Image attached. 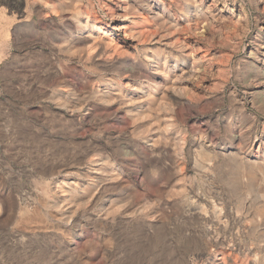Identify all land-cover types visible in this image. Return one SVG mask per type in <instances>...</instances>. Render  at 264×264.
Listing matches in <instances>:
<instances>
[{
  "label": "rangeland",
  "instance_id": "obj_1",
  "mask_svg": "<svg viewBox=\"0 0 264 264\" xmlns=\"http://www.w3.org/2000/svg\"><path fill=\"white\" fill-rule=\"evenodd\" d=\"M0 264H264V0H0Z\"/></svg>",
  "mask_w": 264,
  "mask_h": 264
},
{
  "label": "bare ground",
  "instance_id": "obj_2",
  "mask_svg": "<svg viewBox=\"0 0 264 264\" xmlns=\"http://www.w3.org/2000/svg\"><path fill=\"white\" fill-rule=\"evenodd\" d=\"M241 19H242V16L239 17V20H241ZM37 221H38V220H37Z\"/></svg>",
  "mask_w": 264,
  "mask_h": 264
}]
</instances>
